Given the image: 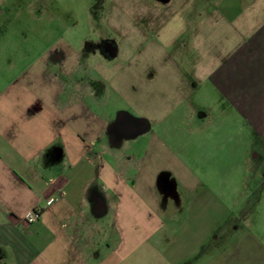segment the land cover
<instances>
[{
  "label": "crops",
  "instance_id": "1",
  "mask_svg": "<svg viewBox=\"0 0 264 264\" xmlns=\"http://www.w3.org/2000/svg\"><path fill=\"white\" fill-rule=\"evenodd\" d=\"M45 3L0 0V36H10L8 22L25 9L38 21ZM136 13L167 48L200 56L186 66L167 62L162 84L139 73L135 97L126 96L136 100L134 114L105 99L111 79L79 49L54 44L33 58L24 46L15 57L13 46H1L0 264H264L254 228L219 223L221 193L206 192V177L175 153L169 128L159 131L173 114L157 102L183 99L196 110V93L213 95L220 116L244 117L264 154V0H137ZM187 66L189 74L173 73ZM118 83L125 94V79ZM117 112L143 127L118 136ZM183 196L192 198L181 221ZM38 208V221L22 220ZM247 215L246 227L254 226Z\"/></svg>",
  "mask_w": 264,
  "mask_h": 264
},
{
  "label": "rangeland",
  "instance_id": "2",
  "mask_svg": "<svg viewBox=\"0 0 264 264\" xmlns=\"http://www.w3.org/2000/svg\"><path fill=\"white\" fill-rule=\"evenodd\" d=\"M45 1V5L41 7L45 14L41 15L38 21H34L32 15L27 16L29 10L25 9L20 20L8 22L6 29L10 31V36L5 39L0 36V49L3 45L13 46L9 50L15 53V57L18 53L23 55L19 50H24L20 47L24 46L32 50L31 56L34 58L54 44L64 50L69 46L77 48L80 51L76 53L82 52L84 63L91 62L96 72L111 79L109 83L113 87L109 88V92H105V99H108L111 106L119 104L131 114L137 110L136 100L130 97L126 99V96L135 97L138 84H131L136 82L135 78L139 73L140 76L144 75L142 80L154 77L162 84L166 81L169 71L172 72L167 68V62L188 64L199 59L200 53L196 51H179L175 46L167 48L168 42L161 40L156 31L145 26L147 21L141 19L139 22L136 15L137 0ZM138 8L140 9L139 5ZM136 24L139 29L143 28V33L135 29ZM104 40H109L118 47L117 57H110L103 52ZM87 48L88 51H85ZM190 71H193V67H181L179 73L173 69L177 76H185ZM122 79H125L128 86L131 85L127 86L125 94H120L119 87L118 90L114 87L115 81L119 82L120 86L126 85L122 83ZM211 96L213 95L207 97L203 93L198 97L196 93L190 100L191 104L197 106L196 110H190L189 101L185 102L183 99L157 100L161 111L169 110L173 114L168 120L159 122V131L163 134L169 128V139L175 153L181 156L197 177H206L204 182L208 184L202 188H206L208 193L213 192L211 189H217L221 193L220 197L217 196L223 207V211L219 213L222 217L219 223L228 224L233 220L242 219L246 231L254 228L261 239H264L263 149L259 147L260 142L251 131V126L249 129L246 126L244 117L235 113L220 116L218 101ZM207 108L210 113L212 111L210 121H203L201 119L204 117L196 116L197 111H203L206 115L209 113ZM193 112L195 113L192 114ZM118 114L119 112L114 115L115 121ZM178 177H175L174 188L178 187ZM183 187L180 183L178 189L184 194ZM191 198L188 196L186 199L183 196L180 199V208L183 209L176 213V217L181 221L185 216L186 203H189ZM170 203L174 201L171 200ZM247 213L250 223H255L252 227L245 225Z\"/></svg>",
  "mask_w": 264,
  "mask_h": 264
},
{
  "label": "flooded vegetation",
  "instance_id": "3",
  "mask_svg": "<svg viewBox=\"0 0 264 264\" xmlns=\"http://www.w3.org/2000/svg\"><path fill=\"white\" fill-rule=\"evenodd\" d=\"M102 47L105 53H110L111 49L114 47V44L112 42H107L106 40H104L102 42ZM138 127H143L142 123H139L127 117H123L120 119V121L114 124L113 129L118 136H129L133 132L137 131Z\"/></svg>",
  "mask_w": 264,
  "mask_h": 264
},
{
  "label": "built area",
  "instance_id": "4",
  "mask_svg": "<svg viewBox=\"0 0 264 264\" xmlns=\"http://www.w3.org/2000/svg\"><path fill=\"white\" fill-rule=\"evenodd\" d=\"M42 215V211L41 209H35L29 213H27L23 218L22 220L26 223H33V222H36L40 219Z\"/></svg>",
  "mask_w": 264,
  "mask_h": 264
},
{
  "label": "water",
  "instance_id": "5",
  "mask_svg": "<svg viewBox=\"0 0 264 264\" xmlns=\"http://www.w3.org/2000/svg\"><path fill=\"white\" fill-rule=\"evenodd\" d=\"M110 57H117L118 55V48L117 46L114 45V47L111 49L110 53H109ZM121 119V116L118 117V121Z\"/></svg>",
  "mask_w": 264,
  "mask_h": 264
}]
</instances>
